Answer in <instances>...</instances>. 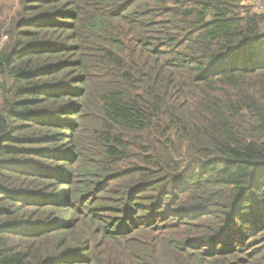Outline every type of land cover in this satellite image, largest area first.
Here are the masks:
<instances>
[{"label":"trees","instance_id":"obj_1","mask_svg":"<svg viewBox=\"0 0 264 264\" xmlns=\"http://www.w3.org/2000/svg\"><path fill=\"white\" fill-rule=\"evenodd\" d=\"M16 3L0 264H264V4Z\"/></svg>","mask_w":264,"mask_h":264},{"label":"rangeland","instance_id":"obj_2","mask_svg":"<svg viewBox=\"0 0 264 264\" xmlns=\"http://www.w3.org/2000/svg\"><path fill=\"white\" fill-rule=\"evenodd\" d=\"M17 0H1V6L5 7L6 12H10L12 13L13 10L15 9V7L17 6ZM263 2V1H262ZM243 4L245 5L246 9L250 8V7H254L256 6V9L261 8L260 4V0H243ZM251 64V63H249Z\"/></svg>","mask_w":264,"mask_h":264},{"label":"built area","instance_id":"obj_3","mask_svg":"<svg viewBox=\"0 0 264 264\" xmlns=\"http://www.w3.org/2000/svg\"><path fill=\"white\" fill-rule=\"evenodd\" d=\"M263 0H260V2H261V4H260V6H261V8H262V6H263V2H262ZM255 8H257L256 6H255ZM260 9V8H259Z\"/></svg>","mask_w":264,"mask_h":264}]
</instances>
